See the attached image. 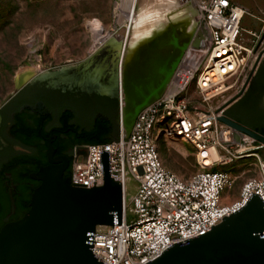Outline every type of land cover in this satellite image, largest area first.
Instances as JSON below:
<instances>
[{
	"label": "water",
	"instance_id": "obj_1",
	"mask_svg": "<svg viewBox=\"0 0 264 264\" xmlns=\"http://www.w3.org/2000/svg\"><path fill=\"white\" fill-rule=\"evenodd\" d=\"M171 41L180 53L157 67V83L133 81L135 96L124 90L120 112L118 100L83 80L104 66L106 55L95 53L48 72L68 79L25 87L0 109V264H107L92 253V237L96 225L121 224V182L110 176L109 151L102 150L103 177L89 187L72 185L74 143L119 141L120 120L129 134L139 111L164 92L187 48ZM109 45V52L119 47ZM256 66L224 107L244 92ZM216 118L264 145V132L226 113ZM76 153L85 159L84 146ZM144 264H264V200L254 192L211 230L166 245Z\"/></svg>",
	"mask_w": 264,
	"mask_h": 264
},
{
	"label": "built area",
	"instance_id": "obj_2",
	"mask_svg": "<svg viewBox=\"0 0 264 264\" xmlns=\"http://www.w3.org/2000/svg\"><path fill=\"white\" fill-rule=\"evenodd\" d=\"M179 1L195 8L203 26L202 47L185 49L164 92L139 111L129 134L120 120L119 141L85 145V159L73 151L72 185L89 187L103 177L102 150L109 151L110 176L121 182V224L96 225L92 237V253L107 264H144L166 245L211 230L254 192L264 200V161L260 177L245 181L239 198L229 203L223 202L222 192L230 176L212 168L254 147L252 137L216 117L264 58V19L253 31L241 26L248 11L230 0ZM117 100L120 112L121 92ZM160 133L189 143L202 170L181 178L167 169L156 145ZM214 151L220 161L213 158L206 165ZM128 180L134 182L131 189Z\"/></svg>",
	"mask_w": 264,
	"mask_h": 264
},
{
	"label": "rangeland",
	"instance_id": "obj_3",
	"mask_svg": "<svg viewBox=\"0 0 264 264\" xmlns=\"http://www.w3.org/2000/svg\"><path fill=\"white\" fill-rule=\"evenodd\" d=\"M122 1L126 3V11L140 9V0H0V106L5 98L35 77L81 63L93 53L114 59L116 81L120 89L121 72L128 58L131 34L127 27L129 19L122 15L123 18L118 21ZM230 1L244 7L249 13L243 17V28L258 31L262 27L264 14L259 10H264V0ZM157 2L159 0H152L151 5ZM93 22L100 24L102 33L107 36L101 41L95 33ZM202 32L203 26L197 23L195 36L188 48H192L197 40H204ZM112 41L120 45L109 52L108 44ZM25 67H32L34 73L22 80L24 83L17 88L19 71ZM251 90L241 103L245 102ZM259 144L254 141L251 145ZM156 145L164 166L179 177L187 178L202 170L195 162L189 143L166 138L160 133ZM221 153H224V149H221ZM247 154L251 155L236 154L226 162L212 166L230 176V183L222 192L225 203L239 198V192L249 178L260 177L264 147ZM133 183L132 180L127 181L129 189Z\"/></svg>",
	"mask_w": 264,
	"mask_h": 264
},
{
	"label": "bare ground",
	"instance_id": "obj_4",
	"mask_svg": "<svg viewBox=\"0 0 264 264\" xmlns=\"http://www.w3.org/2000/svg\"><path fill=\"white\" fill-rule=\"evenodd\" d=\"M151 2L152 0H140V9L134 11L124 10L126 3L123 1L120 5L122 7L118 21L123 16L128 18L131 30L128 58L121 72L123 105L124 90L129 97L135 96L132 87L133 81H142L145 85L151 81L157 83L160 80V76L156 73L157 67L163 63H170L180 53V48L172 43V38L175 37L180 45L187 43L188 48L197 30L196 10L191 3L159 0L155 5H151ZM93 27L100 41L107 37L102 33L100 24L93 22ZM116 43L120 45L119 42ZM202 45L203 41L197 40L192 49H200ZM33 70L32 67L22 68L18 74L19 81L31 77L34 73ZM128 105L129 103H126L127 107H129ZM261 147L264 145L251 147L249 151ZM248 155L251 154L244 156ZM213 158L220 161L221 156L217 151H214L212 157L206 159L205 164L210 165Z\"/></svg>",
	"mask_w": 264,
	"mask_h": 264
},
{
	"label": "flooded vegetation",
	"instance_id": "obj_5",
	"mask_svg": "<svg viewBox=\"0 0 264 264\" xmlns=\"http://www.w3.org/2000/svg\"><path fill=\"white\" fill-rule=\"evenodd\" d=\"M55 72V71H53ZM52 72V73H53ZM261 72V73H260ZM41 75L39 78H35L32 81L22 85L19 89L15 90L14 93L0 106L2 109L6 104H8L23 88L38 85L42 83L51 82L58 79H68L56 74ZM260 75L257 80L256 77ZM117 68L114 59L106 57L104 66L102 69L95 73L89 75L84 81H95L101 96L116 99L117 95L122 91L121 81L120 89H118L117 79ZM69 80H79V79H69ZM252 89V90H251ZM250 95L242 102L246 95L250 92ZM226 114L233 117L236 121L247 125L250 128L264 129V63H260L252 75L248 85L246 86L244 92L237 97L231 104L226 108ZM256 131V130H255ZM87 144H77L74 143V149L78 146H85Z\"/></svg>",
	"mask_w": 264,
	"mask_h": 264
},
{
	"label": "trees",
	"instance_id": "obj_6",
	"mask_svg": "<svg viewBox=\"0 0 264 264\" xmlns=\"http://www.w3.org/2000/svg\"><path fill=\"white\" fill-rule=\"evenodd\" d=\"M254 130H256L257 132H260V133H263L264 132V129H262V128H258V129H256V128H253Z\"/></svg>",
	"mask_w": 264,
	"mask_h": 264
},
{
	"label": "crops",
	"instance_id": "obj_7",
	"mask_svg": "<svg viewBox=\"0 0 264 264\" xmlns=\"http://www.w3.org/2000/svg\"><path fill=\"white\" fill-rule=\"evenodd\" d=\"M227 109H225V113H226ZM229 116V115H228ZM233 118V117H232Z\"/></svg>",
	"mask_w": 264,
	"mask_h": 264
}]
</instances>
